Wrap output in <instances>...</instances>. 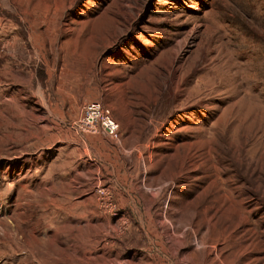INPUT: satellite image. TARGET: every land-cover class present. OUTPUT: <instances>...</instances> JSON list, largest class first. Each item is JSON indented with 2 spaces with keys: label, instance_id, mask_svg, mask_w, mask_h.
Returning <instances> with one entry per match:
<instances>
[{
  "label": "rangeland",
  "instance_id": "rangeland-1",
  "mask_svg": "<svg viewBox=\"0 0 264 264\" xmlns=\"http://www.w3.org/2000/svg\"><path fill=\"white\" fill-rule=\"evenodd\" d=\"M10 236L0 264H264V0H0Z\"/></svg>",
  "mask_w": 264,
  "mask_h": 264
},
{
  "label": "built area",
  "instance_id": "built-area-1",
  "mask_svg": "<svg viewBox=\"0 0 264 264\" xmlns=\"http://www.w3.org/2000/svg\"><path fill=\"white\" fill-rule=\"evenodd\" d=\"M73 127L80 133L96 135L102 133L117 140L119 124L112 118L110 110L99 101H90L83 105L79 119Z\"/></svg>",
  "mask_w": 264,
  "mask_h": 264
},
{
  "label": "crops",
  "instance_id": "crops-1",
  "mask_svg": "<svg viewBox=\"0 0 264 264\" xmlns=\"http://www.w3.org/2000/svg\"><path fill=\"white\" fill-rule=\"evenodd\" d=\"M127 187H128V189H130V191H131V193H134V194H137V192H135L136 190H139L138 192H139V194L140 193H142L141 192V189L143 190V193L145 194V195H147L148 193H149V191H148V189H151V188H147L146 186H145V181H143V180H140V181H131V182H129V183H126L125 184ZM138 185V186H137ZM136 189V190H135ZM153 190V189H152ZM122 193H118V194H116V195H120V196H124L125 194L126 195H128L129 197L131 196L130 195V193L129 192H125V194H123V195H121ZM151 201H153V200H151ZM151 205V204H150ZM138 213V212H137ZM139 215H140V213H139ZM138 219L139 220H141L142 218L140 217V216H138Z\"/></svg>",
  "mask_w": 264,
  "mask_h": 264
},
{
  "label": "bare ground",
  "instance_id": "bare-ground-1",
  "mask_svg": "<svg viewBox=\"0 0 264 264\" xmlns=\"http://www.w3.org/2000/svg\"><path fill=\"white\" fill-rule=\"evenodd\" d=\"M87 203V202H86ZM81 204V203H80ZM75 212V211H74ZM88 212V211H87ZM85 215V214H84ZM88 215V214H87ZM86 215V216H87ZM97 215V214H96ZM77 216H79V215H77ZM74 216L72 215V217L71 218H73ZM82 217H83V215H82ZM81 217V218H82ZM99 217V216H98ZM97 218V217H96ZM95 218V219H96ZM75 219V218H74ZM78 220V219H77ZM80 220V219H79ZM94 220V219H93ZM75 221V220H74ZM88 225V224H87ZM89 225H90V223H89ZM109 228V227H108ZM110 230H114L113 228H109ZM116 231V230H115ZM112 233V232H111ZM61 240V239H60ZM67 243V242H66ZM91 243V242H90ZM19 244V243H18ZM89 244V243H88ZM62 245H63V243H62ZM2 248H5L6 250H9V252L11 253V252H13L14 251V249L15 248H17V242H16V236L14 237V236H10L9 237V241H6V243H4V242H0V249H2ZM92 248V247H91ZM16 250V249H15ZM34 256V255H33ZM26 258H29V255L26 257ZM27 262V259H25V260H23L22 262ZM25 262V263H26ZM32 262V261H31ZM35 262V261H34ZM34 262H33V264H34ZM30 263V262H29ZM24 264V263H23ZM31 264V263H30Z\"/></svg>",
  "mask_w": 264,
  "mask_h": 264
}]
</instances>
